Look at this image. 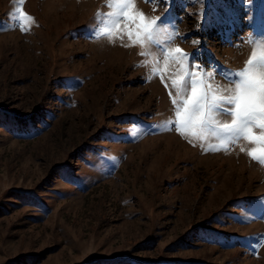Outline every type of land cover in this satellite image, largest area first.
Here are the masks:
<instances>
[{"label": "rangeland", "instance_id": "374dc122", "mask_svg": "<svg viewBox=\"0 0 264 264\" xmlns=\"http://www.w3.org/2000/svg\"><path fill=\"white\" fill-rule=\"evenodd\" d=\"M122 2L0 0V264H264L259 145L176 115L233 93L264 0H131L152 39Z\"/></svg>", "mask_w": 264, "mask_h": 264}, {"label": "snow or ice", "instance_id": "6c2138e0", "mask_svg": "<svg viewBox=\"0 0 264 264\" xmlns=\"http://www.w3.org/2000/svg\"><path fill=\"white\" fill-rule=\"evenodd\" d=\"M122 12L123 16L129 22H133L137 17L142 22L137 27H143L145 34L149 39H152L151 26L156 24V21L144 23L145 17L142 12L133 13L130 11L134 5L131 0H123L122 3L115 5ZM111 15L116 16V13ZM20 20H31L32 17L28 16L21 10ZM118 19L113 21V24L118 26ZM132 33L129 32L131 38ZM175 52L182 53V50L177 48ZM190 56V54H186ZM248 67L237 73L240 79L235 82V88L231 95L216 97L212 96L209 100L206 91L197 92V81L192 80L191 96L183 100V107H177L176 115L179 118L177 126L183 132L185 129H192L202 127L207 124L211 117L206 116L205 112L211 113L217 107H223L226 103L228 106L227 112L233 116L231 124L222 125V129L229 133V139H239L241 136L249 141L256 143L259 147L249 150V155L261 163H264V51L258 55L253 53L252 59L247 62ZM195 75V74H193ZM183 81L178 83L173 81V86L178 89L181 88ZM182 90V89H181ZM174 104L178 102L173 101ZM215 123L214 120H211ZM259 127L262 131L257 134L253 131L254 128ZM241 151H244L242 148ZM264 243V239L258 241Z\"/></svg>", "mask_w": 264, "mask_h": 264}, {"label": "bare ground", "instance_id": "6f19581e", "mask_svg": "<svg viewBox=\"0 0 264 264\" xmlns=\"http://www.w3.org/2000/svg\"><path fill=\"white\" fill-rule=\"evenodd\" d=\"M136 6V5H135ZM143 10V9H142ZM139 11V10H138Z\"/></svg>", "mask_w": 264, "mask_h": 264}]
</instances>
